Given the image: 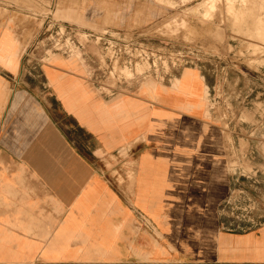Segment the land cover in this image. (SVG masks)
<instances>
[{
	"label": "crops",
	"instance_id": "obj_1",
	"mask_svg": "<svg viewBox=\"0 0 264 264\" xmlns=\"http://www.w3.org/2000/svg\"><path fill=\"white\" fill-rule=\"evenodd\" d=\"M55 3L89 21L159 10ZM41 8L0 0V264H264V178L236 189L202 71L108 93L79 58L30 54L41 18L22 17Z\"/></svg>",
	"mask_w": 264,
	"mask_h": 264
},
{
	"label": "rangeland",
	"instance_id": "obj_2",
	"mask_svg": "<svg viewBox=\"0 0 264 264\" xmlns=\"http://www.w3.org/2000/svg\"><path fill=\"white\" fill-rule=\"evenodd\" d=\"M44 3L45 9H31L30 16L22 17L31 24L41 18L40 30L31 32L32 39L33 33L39 35L30 54L51 49L41 40L55 38L58 28L44 31L42 23L53 18L73 26L72 35L69 27L59 26L58 37L79 40L82 46L73 57L95 61V71L111 70L104 84L114 88L146 79L144 88L159 89L157 83L175 79L186 67L201 70L209 87V120L222 127L225 165L236 189L251 193L254 183H263L264 0H152L149 6L159 10L143 7L122 14L112 7L92 21L68 13L55 0ZM53 7L56 13H50ZM95 38L123 40L127 55L115 61L113 48L93 42ZM190 71L199 75L187 69L183 76Z\"/></svg>",
	"mask_w": 264,
	"mask_h": 264
},
{
	"label": "built area",
	"instance_id": "obj_3",
	"mask_svg": "<svg viewBox=\"0 0 264 264\" xmlns=\"http://www.w3.org/2000/svg\"><path fill=\"white\" fill-rule=\"evenodd\" d=\"M53 11H50V13H56V10L55 8L53 7L52 8ZM44 19V18H43ZM47 19L49 18H46L45 21H43L42 23V29L45 31V30H51L53 28H58V33L54 34L55 38L53 36L51 37H44L42 40H41V43L42 44H45V45H48V46H51V49H49L48 51L49 52H44L42 54L43 58H47L48 56H50V53L51 52H54L53 55H63V56H67V57H73V56H76L75 53H74V50L75 49H79L82 44H80L79 40L78 39H72L71 37H68L66 38L65 40L63 39H60L58 38L59 37V33H60V27L61 26H66V28H70L71 30V33L70 35H72L74 32H73V26H69L68 24H64L63 23H60L59 21H56L54 20L53 18L49 19L51 22H46ZM60 26V27H59ZM93 42L95 43H102L103 42V45L109 49H112L113 48V52L115 54V61H119L123 56H126L127 55V52H126V48L128 47V44H126V42H124L123 40H111V39H106V40H103L101 38H95L94 40H92ZM124 50V53H122V51ZM119 53V54H117ZM86 65H88L90 67V70H91V77L94 79L95 82L98 83V85L102 88H104L105 90H108L107 92L108 93H111V92H114V91H117L119 88H114L113 85H109L108 82L104 84L105 81H108V76L107 74H111V70H105L106 72L102 73V72H98V71H95V61H88L86 59V57H82L81 59ZM109 62L111 63L112 60L109 59ZM97 70H99L98 66H97ZM177 77L173 80H176ZM173 80H169V83L173 82ZM127 86V85H126ZM264 220V218H263ZM255 225H258L257 224H254V223H250L249 225H236V224H231V225H226L225 228L226 229H229V230H234V231H240V230H245L246 227H253Z\"/></svg>",
	"mask_w": 264,
	"mask_h": 264
}]
</instances>
